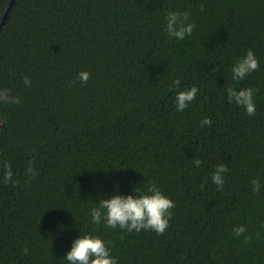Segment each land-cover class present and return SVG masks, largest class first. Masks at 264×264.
<instances>
[{
  "label": "trees",
  "instance_id": "trees-1",
  "mask_svg": "<svg viewBox=\"0 0 264 264\" xmlns=\"http://www.w3.org/2000/svg\"><path fill=\"white\" fill-rule=\"evenodd\" d=\"M12 1L0 0V23ZM170 10L191 13L190 36L168 37ZM249 48L260 67L237 82ZM192 85L195 100L177 111V91ZM228 86L258 90L255 116L228 101ZM0 88L21 101L0 102V162L19 181L4 184L0 168V264H68L87 232L111 242L118 264H264V0H15ZM222 163L221 190L211 177ZM150 183L176 202L163 235L92 222L100 198Z\"/></svg>",
  "mask_w": 264,
  "mask_h": 264
},
{
  "label": "clouds",
  "instance_id": "clouds-1",
  "mask_svg": "<svg viewBox=\"0 0 264 264\" xmlns=\"http://www.w3.org/2000/svg\"><path fill=\"white\" fill-rule=\"evenodd\" d=\"M203 10L204 5H200ZM189 11L170 10L165 18V31L169 38L183 40L186 36L193 33L196 25L190 19ZM260 67L258 58L252 48L247 50L245 56L238 58L232 67V79L239 82L244 80L249 74L257 71ZM212 72H216L217 68L213 67ZM90 72L81 71L77 78L82 83H87L90 78ZM24 83L31 86V80L25 76ZM180 88V79L176 78L169 91ZM199 89L196 85L184 90H178L175 96L176 110L183 112L191 102L196 98ZM258 90L252 87H236L228 86L225 89L227 99L230 103H234L245 109L248 116H255L256 104L255 94ZM0 102L6 105L19 104L20 97L13 96L9 89L0 88ZM212 120L205 116L201 120V126H211ZM200 159H194L193 164L197 167L201 165ZM0 168L3 169V183L12 182L18 184V180L13 179L12 165L10 161L0 162ZM228 172L226 163L216 166L212 174V182L219 188L223 189L224 174ZM26 175L29 178L37 175L34 160L28 162ZM206 183V181H205ZM253 192L259 193L261 190V181L259 178L252 180ZM204 185H201L203 188ZM102 196V195H101ZM103 197V196H102ZM176 202L167 196L155 183H150L146 190L138 185L134 188L133 194L122 195L113 194L110 198H100L95 207L91 209V220L94 224H100L103 220L105 227L111 229H121L128 233L133 231L140 232L149 230L156 232L157 235H163L169 228L170 221L174 215L173 209ZM247 231L244 225L235 226L233 233L236 237L242 236ZM259 232L256 238L259 239ZM123 238V237H122ZM251 236H244V242L248 243ZM110 241L105 240L101 235L87 232L81 234L73 242L71 250L64 256L68 264H118L119 258L112 254ZM25 255L28 254V248H24Z\"/></svg>",
  "mask_w": 264,
  "mask_h": 264
},
{
  "label": "water",
  "instance_id": "water-1",
  "mask_svg": "<svg viewBox=\"0 0 264 264\" xmlns=\"http://www.w3.org/2000/svg\"><path fill=\"white\" fill-rule=\"evenodd\" d=\"M14 1H15V0L12 1V4H14ZM12 4H11V6L7 9V11H6V13H5V15H4V17H3L2 21H1V23H0V32H1L3 26L5 25V23H6L7 19H8V17H9V14H10V10H11Z\"/></svg>",
  "mask_w": 264,
  "mask_h": 264
}]
</instances>
